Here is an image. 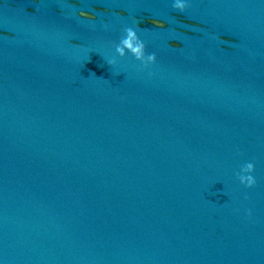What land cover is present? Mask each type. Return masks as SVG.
<instances>
[{"label": "water", "instance_id": "95a60500", "mask_svg": "<svg viewBox=\"0 0 264 264\" xmlns=\"http://www.w3.org/2000/svg\"><path fill=\"white\" fill-rule=\"evenodd\" d=\"M173 2L0 0V264H264V0Z\"/></svg>", "mask_w": 264, "mask_h": 264}, {"label": "clouds", "instance_id": "9594fccd", "mask_svg": "<svg viewBox=\"0 0 264 264\" xmlns=\"http://www.w3.org/2000/svg\"><path fill=\"white\" fill-rule=\"evenodd\" d=\"M188 5L182 0H174L172 8L176 12L183 13ZM81 16H85V13L81 12ZM91 19V17H87ZM157 27H162V25L157 24ZM115 54L120 58H124L126 53L131 55L136 61H138L143 67H147L154 64L156 61V54L150 53L146 54L145 44L138 38L137 31L134 28H125L124 35L115 44ZM109 65L115 64V59L108 61ZM254 171V164L252 162L245 163L239 173H237V179L241 185L245 188H252L256 181L251 173ZM248 215H251L249 212Z\"/></svg>", "mask_w": 264, "mask_h": 264}]
</instances>
